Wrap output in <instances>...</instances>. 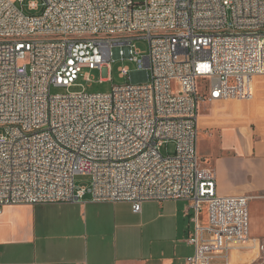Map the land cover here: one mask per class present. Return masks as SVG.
<instances>
[{
  "label": "built area",
  "instance_id": "obj_1",
  "mask_svg": "<svg viewBox=\"0 0 264 264\" xmlns=\"http://www.w3.org/2000/svg\"><path fill=\"white\" fill-rule=\"evenodd\" d=\"M42 1L36 15L19 6L26 0H0V213L77 204L87 194L129 203L135 214L146 202L186 201L196 211L187 264H228L248 246L264 254L250 235V197L218 195L216 174L198 153L202 103L255 98L264 0ZM136 39L149 40L147 55ZM118 58L134 62L144 80L106 94H52ZM131 75L120 68L121 78ZM170 143L175 151L165 156ZM78 176L90 185H77Z\"/></svg>",
  "mask_w": 264,
  "mask_h": 264
},
{
  "label": "crops",
  "instance_id": "obj_2",
  "mask_svg": "<svg viewBox=\"0 0 264 264\" xmlns=\"http://www.w3.org/2000/svg\"><path fill=\"white\" fill-rule=\"evenodd\" d=\"M254 86L252 104H201L198 153L216 174L218 195L250 197V235L264 243V76ZM146 203L141 214L131 204L120 210L93 202L90 194L77 204L7 206L0 213V264H187L195 252L193 204ZM228 264H264V254L248 246L231 252Z\"/></svg>",
  "mask_w": 264,
  "mask_h": 264
},
{
  "label": "rangeland",
  "instance_id": "obj_3",
  "mask_svg": "<svg viewBox=\"0 0 264 264\" xmlns=\"http://www.w3.org/2000/svg\"><path fill=\"white\" fill-rule=\"evenodd\" d=\"M39 2V10L37 11H30L27 7V4L29 2ZM138 4H141L144 2V0H136L135 1ZM43 1L42 0H26V4L21 6L24 9V11L27 14H36V15H41L43 13L44 7H43ZM136 44V47L144 53V55H147L149 52V40L146 39H136L134 41ZM122 66H128L131 69L132 75L130 77L126 78H121L120 76V68ZM90 76L91 82L86 80V77ZM259 77V76H258ZM257 78V77H256ZM144 80V76L140 73L137 72V66L134 62L127 60H121V59H116L110 66H103V68L92 70L89 68L83 69V72L79 79L76 81V84L71 87V88H65V87H52L51 92L54 95H64V94H69V93H79L86 91L89 94H106L109 93L114 86L118 85H125V84H131L132 80ZM104 80V81H103ZM201 88V94L202 95H207L208 94V83L206 81H201L199 82ZM239 101V100H226V101H232L236 103H247V104H252L253 101ZM3 130L0 129V134H2ZM175 151V144L170 143L168 145H165L164 148L162 149V153L165 156L172 155ZM203 165V164H202ZM204 166V165H203ZM76 183L77 185L80 186H89L90 185V179L88 177L84 176H78L76 178ZM125 204V205H124ZM149 206V203H146ZM151 204H157V203H151ZM252 204V203H251ZM253 205V204H252ZM111 206H118L121 209H124L126 206L131 208V205L129 203H115L111 204ZM251 208V205H250ZM253 208V207H252ZM156 217V214L153 212L150 213V220H153ZM139 220L135 218H130L129 223L130 224H136L138 223ZM201 224L202 225H207L208 224V208L206 205L203 206V210L201 212ZM159 223H156L154 225H158ZM132 231L135 233L136 230L132 229Z\"/></svg>",
  "mask_w": 264,
  "mask_h": 264
}]
</instances>
